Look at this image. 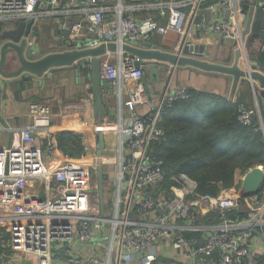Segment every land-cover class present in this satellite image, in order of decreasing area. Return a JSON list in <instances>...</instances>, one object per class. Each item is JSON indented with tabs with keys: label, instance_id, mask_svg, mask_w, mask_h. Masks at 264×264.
<instances>
[{
	"label": "built area",
	"instance_id": "obj_1",
	"mask_svg": "<svg viewBox=\"0 0 264 264\" xmlns=\"http://www.w3.org/2000/svg\"><path fill=\"white\" fill-rule=\"evenodd\" d=\"M212 1L205 9L211 14L223 10L228 17L209 23L210 31L226 41L239 42L241 59L247 64L244 15L258 6L257 0H0V22L82 18L63 24L70 25L61 38L64 44L85 49L116 44L117 51L107 50L101 57V71L107 81L124 85L141 81L146 66L138 67L137 58L122 47L148 41L160 31L158 20L151 16L138 19L137 13L156 12L168 30L180 34L187 22L185 9L193 6L194 25L203 5ZM261 3L264 9V1ZM84 29L92 35L85 43L81 36ZM189 35L187 32L180 50L189 46ZM89 61L90 67L93 58ZM190 97L187 88L167 87L157 100L140 82L120 101L118 122L96 126V133L116 136L115 154L110 161L104 157L103 162L105 177L107 171H114L113 203L105 202L104 210L98 188H93L98 158H67L53 130L52 108L32 103L30 122L21 128L19 143L0 146V250L34 255L39 264L55 260L69 264H152L158 251L165 248L187 254L194 261L218 255V264H248L252 242L259 239L264 244V183L259 193L242 197L246 175L238 173L237 187L218 196L202 195L197 183L183 174L173 179L175 185L169 190L163 189L164 163L153 147L166 141L162 128L165 111ZM139 106L148 111L137 114ZM256 118V131L264 136L260 110L238 106L242 125L251 127ZM83 143L86 146L84 139ZM47 159L53 164H47ZM28 180L44 182L47 197L23 203ZM7 203L11 206L5 208ZM186 234L201 239L190 243ZM77 244L93 246L88 258L91 262L79 253ZM126 252L148 256L137 261Z\"/></svg>",
	"mask_w": 264,
	"mask_h": 264
},
{
	"label": "crops",
	"instance_id": "obj_2",
	"mask_svg": "<svg viewBox=\"0 0 264 264\" xmlns=\"http://www.w3.org/2000/svg\"><path fill=\"white\" fill-rule=\"evenodd\" d=\"M125 1L126 3H131L138 0ZM262 1L264 0H257V4H260ZM212 3L214 2L212 1L211 4ZM208 4L209 2L203 5L201 13L195 20L194 25H192L194 13L193 6L185 9L187 13V22L184 31L180 34L168 30L167 23H163L164 21L159 19L156 12H152L150 15L141 12L137 13L135 16L138 19H146L151 16L160 22V31L151 38L155 49L175 54L179 53L180 47L183 45L184 39L187 36V32H190L188 37L189 43L204 45L207 50L208 60L221 63L224 59L228 58L229 47L232 42L224 40L219 34L212 33L208 24L224 20L228 17V14L223 10H221L219 14H211L205 9ZM80 20H82V18L78 16L72 18L53 17L49 19H40L37 21L34 30L40 32L41 37L39 41L41 44L46 45L47 43L48 45V42H50L53 43V45H58L59 41L61 42L62 40V36H65L67 33L65 29L66 26H70L63 24L76 23ZM9 27L10 25H2L0 36L3 31H6ZM81 34L84 43L92 38V35L87 33L85 29ZM56 40L59 41L57 42ZM33 42H35V39H33ZM260 46L259 43H256L252 51L256 52V49H259ZM164 66L165 65H163V67ZM163 67L160 68V80L150 83L149 93L157 100L160 99L167 87H170L171 90L187 88L216 94L226 98L231 103L243 104L248 108H256L257 105L258 108L264 112V100L256 93L249 83H240L234 92L232 80L229 83L226 80L227 76L201 72L196 69L192 71L191 68L181 67H171L170 71H166ZM53 71V74H50L47 78H37L33 81L23 80L22 78H19V80H12L11 82L4 79L1 80L0 88L3 97L1 117L3 122L7 125H4L0 121V146L17 145L19 143V132L21 128L30 122V105L32 103H45L49 105L53 111L54 132L57 135L68 133L82 135L86 144L84 147L88 150L87 152L86 148H84L85 154L82 157H85L87 161H92L93 158H97L98 133L95 132V129L99 121L94 113V97L89 77L87 73H82V75L78 76L72 67L57 68ZM104 81L106 82V92L103 96L110 115L104 118L103 123L118 122L120 101L126 99L131 90L135 88L138 83H143V81H133L125 83L124 85H118V83H112L106 79H104ZM112 89L114 90V94L110 93ZM261 110L260 113L263 118ZM147 111L148 108L142 106L137 107L135 110L139 115H144ZM41 139V135L38 136L39 144L42 143ZM105 139L107 148L104 151V157L108 158L107 161H110L115 154L116 136L112 133H108V135H105ZM65 156L70 159H77L68 154H65ZM50 161L51 160L47 159V164L52 165L53 162ZM107 172L106 183H108L109 187L112 189V198L114 172L112 169ZM45 197H47V194L44 182L28 180L22 202L29 203L30 199L38 200L44 199ZM10 206L11 204L7 203L5 208ZM195 235L196 234L190 239V243L201 239L199 235ZM77 247L79 248V253L86 257V261L91 262L88 258H90L93 246H81L77 244ZM251 248L252 257L248 261V264H260V258L264 257V244L259 239H255L251 244ZM2 249L0 251L5 255V261L3 260L0 264H11L13 261L19 259L16 254L9 252L8 249ZM155 250L156 249H154L153 252H155ZM158 254L176 261L177 264H218L217 255H215L213 259H200L199 261H194L189 255L174 251L171 248H165L164 250L160 249Z\"/></svg>",
	"mask_w": 264,
	"mask_h": 264
},
{
	"label": "water",
	"instance_id": "obj_3",
	"mask_svg": "<svg viewBox=\"0 0 264 264\" xmlns=\"http://www.w3.org/2000/svg\"><path fill=\"white\" fill-rule=\"evenodd\" d=\"M246 25L242 33L243 40L247 44L248 63L241 59L242 50L238 48L239 42H234L229 47V55L221 63L208 60L207 50L204 45L190 43L179 53H171L155 49L152 39L142 44L124 45L122 50L137 58L136 65H145V73L142 77L143 84L150 92V83L160 80V68L170 71L171 67L191 68L207 72L221 74L230 83L232 80L234 92L240 83L252 85L258 95L264 100V9L262 3L256 8H251L245 16ZM37 25L36 19H21L12 21L9 29L3 31L0 36V87L1 80H35L47 78L57 68L72 67L78 74L87 73L92 85L94 97V113L99 124H103L104 118L110 115L105 104L104 93L106 82L101 71V57L107 50L117 51L118 46L114 43L101 45L94 49L77 48L75 45H66L59 41L58 45L48 42V45L39 41L41 34L34 30ZM35 39V42H33ZM259 43L261 46L253 52L254 46ZM235 55V57H234ZM90 58H93L89 67ZM163 64V65H162ZM114 94V90H110ZM3 97L0 88V121ZM106 139L103 133H98L97 144V182L100 206H105V172H104V151L106 150ZM264 183V169L257 167L249 171L242 183V197L252 196L260 192ZM218 252H222L218 249ZM129 256H136L137 261L146 258V253H125ZM199 261V260H198Z\"/></svg>",
	"mask_w": 264,
	"mask_h": 264
},
{
	"label": "trees",
	"instance_id": "obj_4",
	"mask_svg": "<svg viewBox=\"0 0 264 264\" xmlns=\"http://www.w3.org/2000/svg\"><path fill=\"white\" fill-rule=\"evenodd\" d=\"M188 91L189 100L177 102L165 111L162 128L166 141L153 147L154 154L164 163L163 189L169 190L175 185L173 179L184 174L197 183L200 194L218 196L223 190L238 186V173L246 175L264 167V136L256 131L257 118L251 127L238 121L239 104L216 94ZM57 140L65 154L74 158L85 154L82 135L58 134ZM106 180L105 177V184ZM260 259V264H264V257ZM152 264L177 263L159 255Z\"/></svg>",
	"mask_w": 264,
	"mask_h": 264
},
{
	"label": "rangeland",
	"instance_id": "obj_5",
	"mask_svg": "<svg viewBox=\"0 0 264 264\" xmlns=\"http://www.w3.org/2000/svg\"><path fill=\"white\" fill-rule=\"evenodd\" d=\"M11 23H12V21H3V23H1V24L2 25H11ZM256 108L260 109V108H258L257 105H256ZM262 111L263 110H261V112ZM262 114H263V112H262ZM111 154H113V153H111ZM92 170H95V167H92ZM93 187H96V189L98 188L97 174L96 173L94 174ZM113 188H114V186H113ZM104 191H105V202H106V204L111 205L113 203V198H111L112 189H111V187H109L108 183L105 184ZM6 226L11 227V224H7ZM1 244H2V242H1ZM17 256L19 259L13 261L11 264H39L38 258L34 255L17 254ZM3 260L5 261V255L1 254V261L0 262L2 263ZM53 264H69V262L66 260H55Z\"/></svg>",
	"mask_w": 264,
	"mask_h": 264
}]
</instances>
